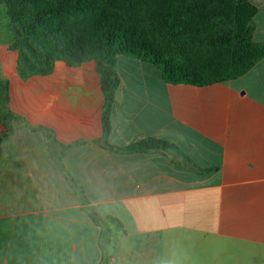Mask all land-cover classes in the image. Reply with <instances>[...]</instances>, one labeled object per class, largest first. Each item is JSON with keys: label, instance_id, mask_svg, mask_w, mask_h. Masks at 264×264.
Returning <instances> with one entry per match:
<instances>
[{"label": "crops", "instance_id": "0c3cea01", "mask_svg": "<svg viewBox=\"0 0 264 264\" xmlns=\"http://www.w3.org/2000/svg\"><path fill=\"white\" fill-rule=\"evenodd\" d=\"M254 40L264 45V0ZM0 36L10 107L69 148L62 162L108 221L107 242L39 129L14 120L0 139V264H264V57L244 75L205 86L168 83L154 64L119 55L108 143L170 140L203 171L162 150L127 152L102 137L95 60L23 80ZM4 126L0 121V134ZM77 142H82L76 144Z\"/></svg>", "mask_w": 264, "mask_h": 264}, {"label": "trees", "instance_id": "16d2710c", "mask_svg": "<svg viewBox=\"0 0 264 264\" xmlns=\"http://www.w3.org/2000/svg\"><path fill=\"white\" fill-rule=\"evenodd\" d=\"M9 17V47L17 51V72L23 80L53 72L57 61L79 66L95 60L104 93L102 137L96 142L127 152L162 150L172 160L203 171L175 143L148 137L125 147L108 143L111 113L120 78L119 55L156 65L168 83L205 86L244 75L264 57L254 40L257 6L249 0H0ZM14 120L39 129L60 170L75 188L92 219L124 227L113 216H100L84 189L62 162L73 145L63 144L47 126H32L10 107V80L0 75V139L14 131ZM82 142H77L79 144ZM107 258L102 264H106Z\"/></svg>", "mask_w": 264, "mask_h": 264}, {"label": "rangeland", "instance_id": "374dc122", "mask_svg": "<svg viewBox=\"0 0 264 264\" xmlns=\"http://www.w3.org/2000/svg\"><path fill=\"white\" fill-rule=\"evenodd\" d=\"M8 26L9 17L7 15V8L5 4L0 3V36L4 39H8L10 37Z\"/></svg>", "mask_w": 264, "mask_h": 264}]
</instances>
